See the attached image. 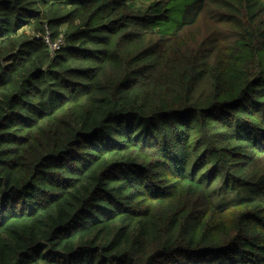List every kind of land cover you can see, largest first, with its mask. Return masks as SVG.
Segmentation results:
<instances>
[{
    "label": "trees",
    "instance_id": "obj_1",
    "mask_svg": "<svg viewBox=\"0 0 264 264\" xmlns=\"http://www.w3.org/2000/svg\"><path fill=\"white\" fill-rule=\"evenodd\" d=\"M0 264H264V0H0Z\"/></svg>",
    "mask_w": 264,
    "mask_h": 264
},
{
    "label": "built area",
    "instance_id": "obj_2",
    "mask_svg": "<svg viewBox=\"0 0 264 264\" xmlns=\"http://www.w3.org/2000/svg\"><path fill=\"white\" fill-rule=\"evenodd\" d=\"M43 40L49 47L52 55L66 43L64 35H60L56 39H53L49 30L44 34Z\"/></svg>",
    "mask_w": 264,
    "mask_h": 264
}]
</instances>
